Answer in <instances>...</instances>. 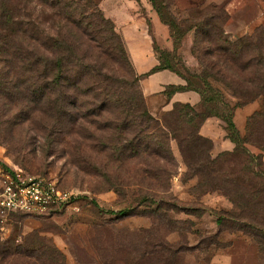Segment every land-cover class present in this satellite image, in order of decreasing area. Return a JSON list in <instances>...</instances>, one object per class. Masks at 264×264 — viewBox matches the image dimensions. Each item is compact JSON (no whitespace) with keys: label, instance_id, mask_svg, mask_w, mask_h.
Returning <instances> with one entry per match:
<instances>
[{"label":"rangeland","instance_id":"374dc122","mask_svg":"<svg viewBox=\"0 0 264 264\" xmlns=\"http://www.w3.org/2000/svg\"><path fill=\"white\" fill-rule=\"evenodd\" d=\"M12 1L18 21L0 52V80L16 75L17 82L0 86V166L53 179L83 200L78 213H0V264H264V101L257 95L264 0H149L173 25L195 30L200 70L180 57L181 72L200 74L218 62L221 75L209 78L221 99L234 105L241 95L249 99L241 107L256 108L239 130L238 147L232 140L230 149L217 148L208 138L199 151L191 132L198 118L188 122L181 107L149 111V122L127 113L142 104L141 84L101 0ZM96 8L122 50L98 26ZM200 13H219L222 39L213 21L196 28ZM217 45L227 54L222 59ZM208 46L213 52L204 59ZM25 57L39 60L33 68L42 84L53 59L69 58L62 63L70 71L52 89L26 86ZM208 156L217 159L215 172L204 176L198 170L211 166Z\"/></svg>","mask_w":264,"mask_h":264},{"label":"crops","instance_id":"0c3cea01","mask_svg":"<svg viewBox=\"0 0 264 264\" xmlns=\"http://www.w3.org/2000/svg\"><path fill=\"white\" fill-rule=\"evenodd\" d=\"M100 5L122 34L137 74L143 75L140 84L149 111L152 114L166 113L176 103L199 105L201 95L195 90L167 92L171 87L187 85L179 72L170 67L157 69L162 64L161 52L164 51L170 59L174 55L181 56L193 71L200 70L194 53L195 30L190 26L182 30L173 25L163 15L164 8L149 0H101ZM250 26L251 23L244 26V34L249 33ZM255 109L254 105H246L235 111L234 121L239 130L245 127L247 118ZM200 134L212 139L217 148L230 149L233 145L225 122L217 116L204 121Z\"/></svg>","mask_w":264,"mask_h":264},{"label":"trees","instance_id":"16d2710c","mask_svg":"<svg viewBox=\"0 0 264 264\" xmlns=\"http://www.w3.org/2000/svg\"><path fill=\"white\" fill-rule=\"evenodd\" d=\"M12 4H13V1L11 3V0H0V24L3 26V29H1L2 32H0V39H1L0 40V44H1L0 45V52H7V47H8L7 45L8 44H7L5 39H8L6 37H9V35H11L8 33V30L9 29L15 30V28H14L15 17H17V21H18V15L15 16ZM202 12H204V11H202ZM200 14H201V16H200L199 20H196V23H197L196 28L201 29L202 27L203 28L207 27V23L213 21L214 22L213 26L218 28L220 38L222 39V37L224 36V33H223V30L221 29V25L220 24L218 25L217 22L215 23V21H214V20L217 21L220 18L219 13H217V15L212 13L210 16L208 14H202V13H200ZM92 15L98 19V21H99L98 26H101V28H103V30L108 31V33H110V37H112L114 40H116V44L122 50L123 49L122 41L119 39L118 35L115 33L114 28H113V24L108 19H106L104 17L103 13L98 8L93 10ZM17 23H18V25H20V22H17ZM4 30H6V31H4ZM200 34L205 35L206 31H202ZM245 36H248V33H245ZM202 41L203 42L205 41L204 37L201 38V42ZM226 43H228L230 46L233 45L229 41H227ZM239 45H240L239 42H237L233 46H239ZM219 48H221V47L219 45H217V48H215V50H213V51H216L218 49V51H219L218 57L222 59L225 57L224 55H227V54L224 51L220 50ZM199 49H200V47L198 46V43H196V39H195L194 52L195 51L199 52ZM204 50H205L204 51V59H205V56H207L213 52L209 48V46L205 47ZM238 52H239V50H236V53H234V55L230 56V57H233V59L236 58V54ZM180 57L181 56L174 55L173 58L170 59L167 53H165L164 51L161 52L162 64L160 66H158L157 69L170 67L171 69L179 72L181 74V76L187 82V85L171 87L170 89L167 90V92L170 94L171 92H173L175 90H179V89L180 90L181 89L195 90V91L199 92V94L201 95V102L197 106H192L191 104H185V103H176L174 108L170 111L174 112L176 108L181 107L182 109H184L186 111V113H184V114H186L189 117L188 122H190V123L194 122L195 118H198L197 129L191 130V132L194 135H196V137L194 138V141L197 142L196 148L198 151H199V145H205V143L210 142V140L208 138H206L205 136L200 134V126L204 123V121L208 117H211V116H217L225 122V127L227 130L228 137L231 140L235 141V143L237 144V147H238L239 146L238 142L240 141V134H239V129L237 128L236 123L234 121V115H235V111L237 110V108L241 107L244 103L248 102L249 99L243 100V97L241 95H239L237 97L241 100L234 105H232L230 102L224 101V99L223 100L221 99V95H222L221 92L222 91L219 88L214 87L212 81L210 80L211 77L221 75L220 71H214L215 66L217 65L218 62H214V64L212 65L213 67H211V68L208 67L210 65L206 64L204 66L203 71L200 74L191 73V72H188V74H183L181 72V70L179 69V64H178ZM237 58H238V56H237ZM20 60H21L20 70L21 71L24 70L23 76H25L24 82H25L26 86H50V89H52L51 86H55V85L59 84L58 77L62 76V74L65 75L64 74L65 72L70 71V69L68 67L63 68V63L68 62L69 58H65L63 60H60L58 58V59H56V61L53 59V64L51 67L52 74L50 75V80H49V82H44L42 84V78L40 75L41 73L39 74L38 68L37 69L33 68L36 64L39 65V60L35 59V58H31V57L20 58ZM263 60H264V54H263ZM62 61H63V63H62ZM57 68H58V70L55 72V70ZM76 73L81 77L83 72L76 71ZM142 76L143 75H138L139 80ZM62 78H64V77H62ZM16 80H17L16 75H13L11 78L8 77V80H7V78H3L2 80H0V86L5 85L6 81L8 83H11L12 85L16 84V82H17ZM64 80H65V82L68 81L69 77L66 76V78H64ZM258 89H259V92L257 95L262 96L263 101H264V65H263V86L258 88ZM140 97L142 99V104L140 105V107H137V106L130 107L128 109L127 113L129 115H132V114H135V112H136L139 114L140 117H143L146 121H148V122L154 121L155 118L149 112V110L146 106V102H145L143 94H140ZM219 97H220V100L223 101L222 105L217 103V100ZM263 114H264V103H263ZM180 115H181V113H180ZM143 141L144 140H141V141H139V143L143 144ZM157 143H160V142H157ZM207 158L211 162V166H209L205 170L204 169L198 170L204 176L206 174L207 175L210 174L209 172H215L214 165L217 161V159H215V158L213 159L209 156ZM5 169H7V168H5Z\"/></svg>","mask_w":264,"mask_h":264},{"label":"built area","instance_id":"2783aa9c","mask_svg":"<svg viewBox=\"0 0 264 264\" xmlns=\"http://www.w3.org/2000/svg\"><path fill=\"white\" fill-rule=\"evenodd\" d=\"M83 194L62 187L45 176H35L23 167L0 166V213L45 215L61 211L80 212Z\"/></svg>","mask_w":264,"mask_h":264}]
</instances>
